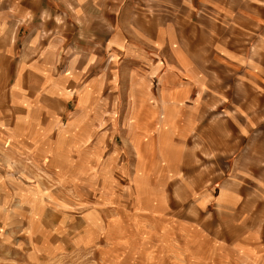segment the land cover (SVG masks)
I'll list each match as a JSON object with an SVG mask.
<instances>
[{"label": "crops", "instance_id": "1", "mask_svg": "<svg viewBox=\"0 0 264 264\" xmlns=\"http://www.w3.org/2000/svg\"><path fill=\"white\" fill-rule=\"evenodd\" d=\"M174 1L0 0V137L41 149L55 127L81 145L92 104L122 100L136 160V145L156 153L162 133H192L194 114L235 139L262 127L264 0ZM129 8L141 26L129 27ZM211 150L232 167L216 195L224 211L236 202L229 184L252 173L246 152L264 143L221 141ZM222 188L230 201L217 200Z\"/></svg>", "mask_w": 264, "mask_h": 264}, {"label": "rangeland", "instance_id": "2", "mask_svg": "<svg viewBox=\"0 0 264 264\" xmlns=\"http://www.w3.org/2000/svg\"><path fill=\"white\" fill-rule=\"evenodd\" d=\"M132 18L129 8V27L141 26ZM91 108L81 145L55 127L41 149L0 137V264H264V150L246 152L252 173L229 184L236 202L224 211L216 195L232 167L211 150L221 141L263 144L264 124L235 139L194 114L192 133H162L156 153L136 145V160L129 102ZM217 200H231L226 189Z\"/></svg>", "mask_w": 264, "mask_h": 264}]
</instances>
